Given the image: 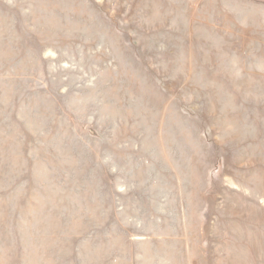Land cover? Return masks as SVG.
Instances as JSON below:
<instances>
[{"label": "rangeland", "instance_id": "rangeland-1", "mask_svg": "<svg viewBox=\"0 0 264 264\" xmlns=\"http://www.w3.org/2000/svg\"><path fill=\"white\" fill-rule=\"evenodd\" d=\"M0 264H264V0H0Z\"/></svg>", "mask_w": 264, "mask_h": 264}]
</instances>
